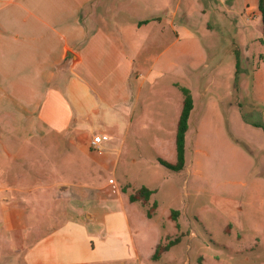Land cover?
<instances>
[{
    "label": "crops",
    "instance_id": "crops-1",
    "mask_svg": "<svg viewBox=\"0 0 264 264\" xmlns=\"http://www.w3.org/2000/svg\"><path fill=\"white\" fill-rule=\"evenodd\" d=\"M109 1L118 3L0 0V224L5 232L2 252L7 254L0 262L7 258L4 264H190L187 256L183 260L176 254L184 238H194L182 229L180 214L173 218L172 206L164 209L158 201L152 208V198L145 204L152 214L140 218L135 210L142 202L129 201L137 189L131 190L129 180L112 178L119 165L128 172L137 164L134 152L143 141L155 161L175 163L180 88L187 87L177 82L181 77L163 76L171 68L161 73L151 65L142 76L140 70L151 58L139 62L140 50L131 43L127 49L118 31L109 28L104 16ZM133 29L128 27L131 34ZM67 53L75 60L66 71L61 62ZM162 94L163 109L174 111L168 126L166 114L158 118L161 107L157 113L158 107L147 102ZM215 118L221 119L218 113ZM258 125L264 126V113ZM97 135L103 139L100 153L91 149ZM77 163L88 177L103 178L99 189L116 195L120 209L102 213L91 206L86 218L76 208V199L86 198L90 186L77 183ZM183 170L169 172L177 177ZM156 179L146 184L153 197L160 191ZM165 185L173 194V185L169 181ZM107 202L100 200L99 205ZM234 220L236 239L247 243L244 251L264 244V215L245 214ZM142 222L148 228L144 234ZM176 238L174 246L153 259L158 245ZM187 249L186 253L192 248ZM196 252L200 264L221 261Z\"/></svg>",
    "mask_w": 264,
    "mask_h": 264
},
{
    "label": "rangeland",
    "instance_id": "rangeland-1",
    "mask_svg": "<svg viewBox=\"0 0 264 264\" xmlns=\"http://www.w3.org/2000/svg\"><path fill=\"white\" fill-rule=\"evenodd\" d=\"M257 6V0H118L105 7L109 28L118 31L127 49L131 43L140 50L139 62L151 58L140 70L142 76L151 65L161 73L171 68L163 76L168 80L181 77L177 82L192 96L181 176L160 166L143 141L140 153L134 152L137 164L128 172L119 165L112 177L129 180L131 190L147 187L157 178L160 191L150 199L164 209L172 206L180 214L182 229L194 234L176 249L177 256L183 260L187 256L190 264L200 262L196 251L217 256L221 259L217 264H264V244L252 252L244 251L247 243L236 239L233 229L234 217L264 215V130L263 125L256 126L262 124L264 113V44ZM138 21L146 23L137 27ZM129 26L134 27L133 34ZM147 102L158 107L157 113L161 107L158 118L166 114L165 126L170 125L174 111L163 109L164 94ZM216 113L221 117L218 122ZM81 169L77 163V183L90 186L86 198L76 199V208L86 218L91 206L106 213L120 209L116 195L99 189L103 178L88 177ZM162 179L165 181L160 182ZM167 181L175 194L168 190ZM100 200L108 202L102 206ZM145 204L136 206L140 218L153 212ZM140 226L147 233L145 222ZM4 233L0 224V258L7 255L2 252ZM187 246L192 249L186 253Z\"/></svg>",
    "mask_w": 264,
    "mask_h": 264
},
{
    "label": "trees",
    "instance_id": "trees-1",
    "mask_svg": "<svg viewBox=\"0 0 264 264\" xmlns=\"http://www.w3.org/2000/svg\"><path fill=\"white\" fill-rule=\"evenodd\" d=\"M258 2V12L261 16L262 21V31H263V39L261 42L264 44V0H257ZM180 91L183 96L182 108L180 112V116L176 126V134H175V150H176V161L174 164L168 163L162 159H158L157 162L160 166L167 169L171 172H180L185 168L186 164V154H187V142L186 135L189 131V118L193 111V100L190 92L186 88H180ZM260 127L261 125H256ZM264 130V126H261ZM154 194L153 190H150L146 187H141L134 194L129 196L130 202L142 201L146 203L150 197ZM156 205L153 203L152 208ZM178 213L176 211H172L171 216L174 218ZM179 240L176 238L174 240L168 241L167 244L158 245L154 251L153 259H157L159 255L169 250L172 246H174Z\"/></svg>",
    "mask_w": 264,
    "mask_h": 264
},
{
    "label": "built area",
    "instance_id": "built-area-1",
    "mask_svg": "<svg viewBox=\"0 0 264 264\" xmlns=\"http://www.w3.org/2000/svg\"><path fill=\"white\" fill-rule=\"evenodd\" d=\"M102 141H103V139L99 135L93 137V139L91 141V149L97 153H100Z\"/></svg>",
    "mask_w": 264,
    "mask_h": 264
},
{
    "label": "water",
    "instance_id": "water-1",
    "mask_svg": "<svg viewBox=\"0 0 264 264\" xmlns=\"http://www.w3.org/2000/svg\"><path fill=\"white\" fill-rule=\"evenodd\" d=\"M74 60V57L70 53H67L63 62H61V68L67 71L74 63Z\"/></svg>",
    "mask_w": 264,
    "mask_h": 264
}]
</instances>
